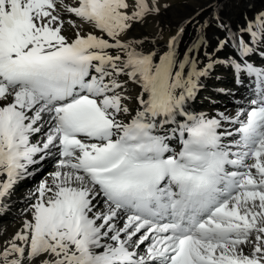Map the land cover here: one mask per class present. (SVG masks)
Instances as JSON below:
<instances>
[{
	"label": "snow or ice",
	"instance_id": "obj_1",
	"mask_svg": "<svg viewBox=\"0 0 264 264\" xmlns=\"http://www.w3.org/2000/svg\"><path fill=\"white\" fill-rule=\"evenodd\" d=\"M168 7L0 0V210L54 163L0 264H264V11L214 47L128 38ZM219 65L247 103L193 112Z\"/></svg>",
	"mask_w": 264,
	"mask_h": 264
},
{
	"label": "bare ground",
	"instance_id": "obj_2",
	"mask_svg": "<svg viewBox=\"0 0 264 264\" xmlns=\"http://www.w3.org/2000/svg\"><path fill=\"white\" fill-rule=\"evenodd\" d=\"M162 3H167L169 7L162 9L159 16L149 17L145 22L136 24L129 33V39H143L146 48L163 51L167 49L168 40L183 28L184 33L180 38L181 52L196 42L201 34L205 36L209 45L214 47L217 39L223 37L216 16L235 32L264 11V0H162ZM65 34L69 37L73 36L71 25L65 24ZM211 47L208 50H211ZM230 52L231 48H227L224 53L218 55H228ZM200 58L205 59L202 52ZM216 70L218 72L215 71L214 74H222L219 66ZM137 92L138 88L130 87V95L135 97ZM227 111L232 114L236 112L230 109ZM49 163L51 164L48 162L44 167ZM53 170L54 167L48 168L35 182V179H28L25 176L14 186L10 197L4 201L5 203L3 202L7 208H12V211L9 216L0 212V244L11 239L22 227L32 195L40 182L48 179V173Z\"/></svg>",
	"mask_w": 264,
	"mask_h": 264
},
{
	"label": "rangeland",
	"instance_id": "obj_3",
	"mask_svg": "<svg viewBox=\"0 0 264 264\" xmlns=\"http://www.w3.org/2000/svg\"><path fill=\"white\" fill-rule=\"evenodd\" d=\"M162 26H165V25L162 24ZM49 164H50V163H49ZM43 167H44V166H43ZM37 174H38V172H36V173L33 174V175H29V176H27V178H28V179H30V178H31V179H35ZM40 177H41V176H40ZM40 177H39V178H40Z\"/></svg>",
	"mask_w": 264,
	"mask_h": 264
}]
</instances>
